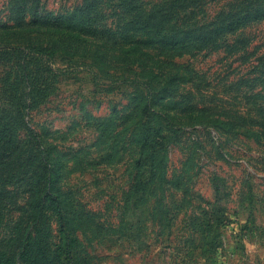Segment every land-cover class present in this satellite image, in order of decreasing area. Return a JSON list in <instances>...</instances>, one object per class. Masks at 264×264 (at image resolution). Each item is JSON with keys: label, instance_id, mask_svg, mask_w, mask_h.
Segmentation results:
<instances>
[{"label": "trees", "instance_id": "obj_1", "mask_svg": "<svg viewBox=\"0 0 264 264\" xmlns=\"http://www.w3.org/2000/svg\"><path fill=\"white\" fill-rule=\"evenodd\" d=\"M219 1L80 0L54 14L41 0H8L7 20L0 19V264H100L87 241L113 245L135 228L139 236L146 220L168 245L180 216L183 245L201 259L216 254L219 229L229 223L217 177L213 201H205L193 193L190 161L170 177L167 171L168 149L187 129L236 132L264 144V54L247 65L245 81L228 86L249 91L243 113L214 105L205 80L180 62L199 51L247 54L252 40L245 32L264 22V0H226L209 16L206 9ZM77 61L95 83L124 88L129 102L122 113L92 121L105 153L89 163L79 159L81 150L65 153L28 120L53 95L65 73L59 64ZM251 110L256 121L245 119ZM125 136L131 158L114 224L87 207L71 175L95 178L100 165L118 162L116 145ZM143 215L135 227L130 218ZM182 254L188 264L189 251Z\"/></svg>", "mask_w": 264, "mask_h": 264}, {"label": "rangeland", "instance_id": "obj_2", "mask_svg": "<svg viewBox=\"0 0 264 264\" xmlns=\"http://www.w3.org/2000/svg\"><path fill=\"white\" fill-rule=\"evenodd\" d=\"M79 2L41 0L45 10L54 14ZM7 3L8 0H0L2 22L7 20ZM225 3L226 0H220L210 5L206 9L208 15L213 16ZM245 33L252 40L247 54L199 51L193 57L180 59L182 65L205 80L209 99L214 105L241 113L247 109L244 97L250 93L243 86H233V89L228 86L245 81L249 76L247 65L255 63V59L264 54V22L246 29ZM253 50L255 54H251ZM80 63L77 61L75 67L59 64L65 73L56 77L53 95L32 108L28 120L38 133L59 145L65 153L71 155L72 150H81L77 152L79 159L82 157L85 163H89L105 153L101 151L104 144L96 141L97 132L92 121L122 113L129 102L123 94L124 88L95 83L87 70L78 66ZM3 70L0 60V76ZM127 92L132 91L127 89ZM244 116L247 120H257L255 110H251L249 117ZM115 122L116 131H120L121 120ZM127 136L126 143L116 145L118 162L111 166L100 165L92 172L95 178L88 174L82 177L75 173L71 175L72 183L85 191L87 207L100 212L114 224L118 223L121 194L128 182L131 146L127 143ZM93 144L99 149H90ZM186 161H190L189 169H192L193 193L205 201H213L215 177L222 186L219 196L223 199L221 205L227 209L229 223L219 229L220 247L216 254L201 259L183 245L180 237L184 233L186 218L180 216L174 223L168 245L159 237L155 224L146 220L140 224L139 236H135V228L132 236L113 245L87 241L88 250L100 258V264H183L181 254L186 250L190 253L188 264H264V144L236 132L222 133L213 128L196 127L187 129L180 142L169 147L168 177L182 170ZM248 198L253 205L248 204ZM143 217L145 219L144 215L130 218V221L138 227V220L143 221Z\"/></svg>", "mask_w": 264, "mask_h": 264}]
</instances>
